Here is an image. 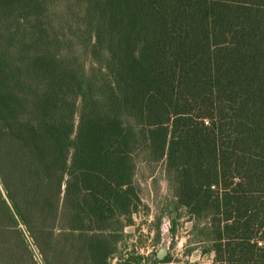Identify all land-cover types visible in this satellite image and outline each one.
<instances>
[{"label":"trees","instance_id":"16d2710c","mask_svg":"<svg viewBox=\"0 0 264 264\" xmlns=\"http://www.w3.org/2000/svg\"><path fill=\"white\" fill-rule=\"evenodd\" d=\"M157 165L171 235L264 264V0H0V264H143Z\"/></svg>","mask_w":264,"mask_h":264},{"label":"rangeland","instance_id":"374dc122","mask_svg":"<svg viewBox=\"0 0 264 264\" xmlns=\"http://www.w3.org/2000/svg\"><path fill=\"white\" fill-rule=\"evenodd\" d=\"M137 182L140 185L139 196L142 205L135 212L131 226L126 227L125 234L128 238L119 245L120 252L123 255L131 253V257H135V250L143 248L144 253L149 251L143 264H151L154 255H157L161 248H165L173 261L169 264H211L213 254L203 252L207 245L198 244L197 238L191 235L193 222L187 211L180 210L177 232L174 235L169 232L174 218V214L168 215V209L173 202V192L163 167L157 165L140 168ZM34 254L37 262L41 264L38 254L35 251Z\"/></svg>","mask_w":264,"mask_h":264},{"label":"water","instance_id":"95a60500","mask_svg":"<svg viewBox=\"0 0 264 264\" xmlns=\"http://www.w3.org/2000/svg\"><path fill=\"white\" fill-rule=\"evenodd\" d=\"M167 255L166 249L161 248L157 254V257L162 260Z\"/></svg>","mask_w":264,"mask_h":264},{"label":"built area","instance_id":"2783aa9c","mask_svg":"<svg viewBox=\"0 0 264 264\" xmlns=\"http://www.w3.org/2000/svg\"><path fill=\"white\" fill-rule=\"evenodd\" d=\"M137 253L143 257H147L149 255V251H147L146 253H144V250L143 248H140L139 250H136ZM116 260V259H113V261Z\"/></svg>","mask_w":264,"mask_h":264},{"label":"crops","instance_id":"0c3cea01","mask_svg":"<svg viewBox=\"0 0 264 264\" xmlns=\"http://www.w3.org/2000/svg\"><path fill=\"white\" fill-rule=\"evenodd\" d=\"M126 229H127V228H125V233H127V232H126ZM115 262H116V261H115ZM115 262H114V263H115ZM114 263H113V264H114Z\"/></svg>","mask_w":264,"mask_h":264}]
</instances>
